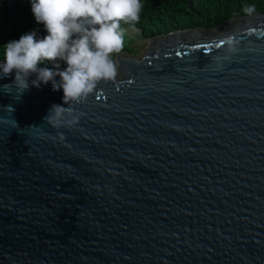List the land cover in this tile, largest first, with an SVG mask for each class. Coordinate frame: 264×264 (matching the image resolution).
I'll list each match as a JSON object with an SVG mask.
<instances>
[{
    "label": "water",
    "instance_id": "water-1",
    "mask_svg": "<svg viewBox=\"0 0 264 264\" xmlns=\"http://www.w3.org/2000/svg\"><path fill=\"white\" fill-rule=\"evenodd\" d=\"M131 47L71 129L0 79V264H264V12Z\"/></svg>",
    "mask_w": 264,
    "mask_h": 264
},
{
    "label": "clouds",
    "instance_id": "clouds-1",
    "mask_svg": "<svg viewBox=\"0 0 264 264\" xmlns=\"http://www.w3.org/2000/svg\"><path fill=\"white\" fill-rule=\"evenodd\" d=\"M142 8L141 0H31L36 23L47 35L39 38L33 30L7 42L0 79L14 74L6 86L15 88L18 96L49 82L53 91L62 89L67 106L53 104L45 120L54 129L74 128L83 116L75 105L87 102L101 84L117 80L119 65L113 54L124 50L121 23H139ZM243 12L252 16L256 7L245 6ZM235 43L229 39V52L236 51ZM58 61L67 67L60 70ZM45 62L55 67H41Z\"/></svg>",
    "mask_w": 264,
    "mask_h": 264
},
{
    "label": "trees",
    "instance_id": "trees-1",
    "mask_svg": "<svg viewBox=\"0 0 264 264\" xmlns=\"http://www.w3.org/2000/svg\"><path fill=\"white\" fill-rule=\"evenodd\" d=\"M143 5L140 21L132 26L139 27L142 37L150 38L177 29L197 26H217L226 20L245 16L243 9L255 5L256 12H264V0H141ZM124 30V50L131 51L130 39ZM37 31L39 38L47 35L42 24H37L31 11V0H0V59L4 60V46L10 40H18L21 35ZM118 54H113L115 59ZM60 70L67 65L58 61ZM41 67L54 68L52 62Z\"/></svg>",
    "mask_w": 264,
    "mask_h": 264
},
{
    "label": "rangeland",
    "instance_id": "rangeland-1",
    "mask_svg": "<svg viewBox=\"0 0 264 264\" xmlns=\"http://www.w3.org/2000/svg\"><path fill=\"white\" fill-rule=\"evenodd\" d=\"M125 33H126V36L130 39L129 47L132 49L131 42L135 39L142 37V31L139 27L127 25L125 27Z\"/></svg>",
    "mask_w": 264,
    "mask_h": 264
}]
</instances>
